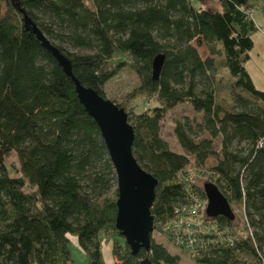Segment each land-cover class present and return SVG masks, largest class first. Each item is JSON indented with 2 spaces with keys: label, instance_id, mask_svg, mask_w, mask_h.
<instances>
[{
  "label": "trees",
  "instance_id": "trees-1",
  "mask_svg": "<svg viewBox=\"0 0 264 264\" xmlns=\"http://www.w3.org/2000/svg\"><path fill=\"white\" fill-rule=\"evenodd\" d=\"M210 1L220 9L203 6L206 0H0V264H75L68 235L76 236L86 264H104L107 234L117 264L144 257L176 264L179 255L153 233L175 244L173 222L194 195L206 200L207 181L242 206L243 217L205 213L202 230L192 234L196 244L204 241L194 261L264 264V90L245 67L256 21L246 12L251 0ZM24 13L67 56L81 84L126 111L132 153L157 181L148 250L132 253L115 227L117 179L100 129ZM124 67L137 77L130 98L152 96L155 104L128 110L126 99L105 94ZM179 103L196 112L174 120L181 152L161 135L166 112ZM12 153L14 175L6 164Z\"/></svg>",
  "mask_w": 264,
  "mask_h": 264
},
{
  "label": "water",
  "instance_id": "water-1",
  "mask_svg": "<svg viewBox=\"0 0 264 264\" xmlns=\"http://www.w3.org/2000/svg\"><path fill=\"white\" fill-rule=\"evenodd\" d=\"M23 20L41 44L51 52L65 73L71 77L78 100L100 129L117 179L115 227L120 230L132 253H136L140 247L148 250L150 233L153 229L150 207L157 181L151 173L138 164L132 153L134 133L126 111L92 87L81 84L73 75L67 56L49 41L25 13ZM162 63L163 54H156L151 64L153 79L158 77ZM203 189L206 195V214L222 215L232 219L230 204L218 187L213 182L207 181L203 183ZM139 264H150V260L144 257Z\"/></svg>",
  "mask_w": 264,
  "mask_h": 264
},
{
  "label": "rangeland",
  "instance_id": "rangeland-1",
  "mask_svg": "<svg viewBox=\"0 0 264 264\" xmlns=\"http://www.w3.org/2000/svg\"><path fill=\"white\" fill-rule=\"evenodd\" d=\"M210 1V0H208ZM251 5L247 8V11L249 12L250 16L254 18L256 21L257 31H254L252 33V39H253V47L249 52V58L247 59L245 63V67L250 74V77L253 81L254 86L257 89L264 90V27L259 23V20H257V16L262 18L264 22V14H262V10L264 11V0H251ZM205 7H209L211 9L218 10L220 9V5L217 2L210 1L204 3ZM199 51L204 52V48L200 47ZM227 72L226 69H221V77L226 78ZM137 84V77L136 75L130 71L127 68H121L119 69L104 85V92L107 96L116 99L117 101H123L125 100L126 107L129 109L134 108L135 110L145 109L147 107H150L151 105L155 104V101L153 100V97H139L138 98H130L129 93L132 91V88ZM220 96H223L228 101L229 98L227 96L226 92H220ZM129 97V99H128ZM139 99V100H138ZM196 112L192 109V107L189 104L186 103H179L176 106H174L172 109H169L161 123V135L164 139H166L169 143V146L171 149L181 152L182 149L180 145L177 142V139L173 132V123L174 120L180 117H183V115L192 116L195 115ZM212 159L209 158L208 162H211ZM192 163V162H191ZM6 164L9 167V172L11 175L16 174V166L18 165L17 158L14 155V153L10 154L6 158ZM207 168V166H205ZM203 167V169H199L198 171H194L193 173H196L194 175L200 174L203 175L206 170V168ZM192 172H190L191 174ZM202 178V176H200ZM198 181L201 182L198 177H195ZM203 182V181H202ZM202 185V183H201ZM201 203L206 206V200L203 201L199 198ZM230 207L232 209V212L234 214V217H243L242 216V206L238 204H230ZM205 216V215H204ZM237 219V218H236ZM243 219V218H242ZM205 223V218L202 217V226ZM74 236V235H73ZM109 237V234H107ZM107 236H104L101 239V251L103 254V259L105 264H114V260L111 254V239ZM153 236L155 240L163 243L170 252L176 253L179 255V261L176 264H200L196 263L194 259L192 258V255L186 251V249L181 244H170L166 237L163 234L160 233H153ZM76 237V236H75ZM69 247L71 251V256L75 261V264H86L87 258L86 254L84 253L83 249L76 243L75 239H72L69 241ZM180 248V249H179ZM117 261V259H116ZM115 264H117L115 262Z\"/></svg>",
  "mask_w": 264,
  "mask_h": 264
},
{
  "label": "built area",
  "instance_id": "built-area-1",
  "mask_svg": "<svg viewBox=\"0 0 264 264\" xmlns=\"http://www.w3.org/2000/svg\"><path fill=\"white\" fill-rule=\"evenodd\" d=\"M239 9H244L243 6H239ZM247 13H249L246 10ZM206 206L201 203L199 197L194 195L192 201L188 206L182 207L183 214L178 215V219L173 222V227H171L172 235L175 244H181L191 255H195L197 248L204 243V241L199 245L196 242H200L192 236L194 230H202V217L204 215ZM118 263V261H117Z\"/></svg>",
  "mask_w": 264,
  "mask_h": 264
},
{
  "label": "crops",
  "instance_id": "crops-1",
  "mask_svg": "<svg viewBox=\"0 0 264 264\" xmlns=\"http://www.w3.org/2000/svg\"><path fill=\"white\" fill-rule=\"evenodd\" d=\"M261 15V14H260ZM260 15L259 16H257V20H259V23L264 27V22H263V20H262V18L260 17ZM68 238H69V241L71 240V238L72 239H75V241H76V243H77V239H76V237L75 236H73V235H68ZM110 247H111V244H110ZM70 248V247H69ZM111 250V249H110ZM71 252V251H70ZM102 252V251H101ZM86 256V255H85ZM102 257H103V254H102ZM112 257H113V255H112ZM74 260V259H73ZM113 260H114V264H115V262L117 263V261H116V258L115 257H113ZM103 262H104V259H103ZM74 263H75V261H74ZM104 264H105V262H104Z\"/></svg>",
  "mask_w": 264,
  "mask_h": 264
}]
</instances>
